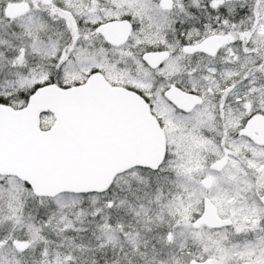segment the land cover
I'll use <instances>...</instances> for the list:
<instances>
[{
    "label": "snow or ice",
    "instance_id": "obj_1",
    "mask_svg": "<svg viewBox=\"0 0 264 264\" xmlns=\"http://www.w3.org/2000/svg\"><path fill=\"white\" fill-rule=\"evenodd\" d=\"M0 264H264V0H0Z\"/></svg>",
    "mask_w": 264,
    "mask_h": 264
}]
</instances>
